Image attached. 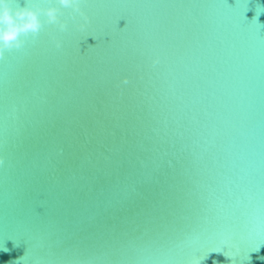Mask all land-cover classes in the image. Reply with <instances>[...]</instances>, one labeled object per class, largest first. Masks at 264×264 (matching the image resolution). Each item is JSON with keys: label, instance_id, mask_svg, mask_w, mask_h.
<instances>
[{"label": "water", "instance_id": "95a60500", "mask_svg": "<svg viewBox=\"0 0 264 264\" xmlns=\"http://www.w3.org/2000/svg\"><path fill=\"white\" fill-rule=\"evenodd\" d=\"M18 3L0 264H264V0Z\"/></svg>", "mask_w": 264, "mask_h": 264}, {"label": "clouds", "instance_id": "9594fccd", "mask_svg": "<svg viewBox=\"0 0 264 264\" xmlns=\"http://www.w3.org/2000/svg\"><path fill=\"white\" fill-rule=\"evenodd\" d=\"M59 3L64 6H74L76 11H80L81 0H59ZM58 9L50 7L47 9L39 7L20 6L18 0H16V6H13V0H0V59L4 57L5 50L20 48L24 44V40L21 35H28L29 33L37 34L42 25L40 15L43 12L47 18L48 23H58L60 28L66 29L67 23L61 22L58 16ZM84 15L86 23L81 24V30L87 27L90 23L89 18ZM57 47H60L61 42L57 41ZM159 61H155L158 63ZM128 83V79L123 81ZM4 164V158L0 157V166Z\"/></svg>", "mask_w": 264, "mask_h": 264}, {"label": "snow or ice", "instance_id": "6c2138e0", "mask_svg": "<svg viewBox=\"0 0 264 264\" xmlns=\"http://www.w3.org/2000/svg\"><path fill=\"white\" fill-rule=\"evenodd\" d=\"M259 247H260V243H258L256 241H253L252 243H250L249 249H248L247 254H246V257L249 256L248 253L254 252Z\"/></svg>", "mask_w": 264, "mask_h": 264}]
</instances>
